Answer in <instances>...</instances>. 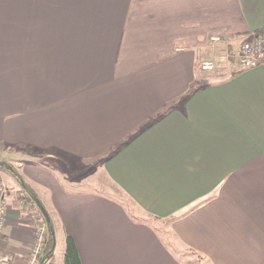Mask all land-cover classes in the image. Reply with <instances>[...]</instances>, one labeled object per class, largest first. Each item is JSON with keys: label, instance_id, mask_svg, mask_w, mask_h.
<instances>
[{"label": "crops", "instance_id": "1", "mask_svg": "<svg viewBox=\"0 0 264 264\" xmlns=\"http://www.w3.org/2000/svg\"><path fill=\"white\" fill-rule=\"evenodd\" d=\"M262 30L264 0H0V160L51 215V264L67 235L82 264H264V63L228 51ZM2 179L22 264L35 220Z\"/></svg>", "mask_w": 264, "mask_h": 264}, {"label": "built area", "instance_id": "2", "mask_svg": "<svg viewBox=\"0 0 264 264\" xmlns=\"http://www.w3.org/2000/svg\"><path fill=\"white\" fill-rule=\"evenodd\" d=\"M213 39H217L216 37ZM237 59V69L244 70L262 64L264 59V40L255 34L244 41L241 48L235 55ZM216 64L214 61H203L200 68L203 70H213ZM25 203V201H24ZM8 202L6 198L0 196V243L3 238L4 228L7 222ZM40 213V212H39ZM42 215V213H40ZM31 218L36 220L33 228V239L29 245L22 264H40L43 260V247L47 239V223L45 224L37 213L31 214ZM44 219V218H43ZM45 221V219H44ZM46 222V221H45ZM47 225V226H46ZM17 258L9 253H2L0 249V264H14Z\"/></svg>", "mask_w": 264, "mask_h": 264}, {"label": "rangeland", "instance_id": "3", "mask_svg": "<svg viewBox=\"0 0 264 264\" xmlns=\"http://www.w3.org/2000/svg\"><path fill=\"white\" fill-rule=\"evenodd\" d=\"M249 39V37L248 38H246L244 41H246V40H248ZM243 40L242 41H240V43L238 42V44H234V46L232 47L231 46V48L228 50L229 52L232 50V54H234V52H235V55L237 54V52L239 51V49L241 48V45H242V43L244 42ZM231 53V52H230ZM234 56V55H233ZM232 59H234V57H232ZM215 62V61H214ZM215 64H216V62H215ZM233 66L231 67V68H229V69H231V70H229L228 68H226V74H230V73H232L233 71H235L234 69L235 68H233ZM213 71V70H212ZM2 160V159H1ZM11 165H13V167L15 168V169H17L18 170V166H17V164L16 163H10ZM8 171V172H7ZM19 171V170H18ZM2 172L4 173V174H6V173H8V174H10V175H12L13 177H14V173L11 171V170H9V169H7V168H5V167H3V166H0V174H2ZM1 178H3V177H1ZM15 178V177H14ZM80 178V177H79ZM87 178V179H86ZM86 178H81L82 180H84V181H87L88 183H84V185H90V187L91 188H94V189H98V190H100V191H102V192H104V193H107V194H109L111 197H116V198H118V199H120V200H122L123 202H125L126 204H128V205H130V203L128 202V201H130L129 199H127V197L125 196V195H123L118 189H117V187L116 186H114V184L108 179V178H106L105 176H104V174H102V173H100V172H98V171H93L92 170V172L88 175V177H86ZM17 180V179H16ZM18 187H19V189H20V191L18 192L17 191V193L15 194L16 196H18L17 198H19V199H21V204L22 205H24V207L26 206V209L28 210V212L30 213V216H31V214H33V213H38L39 215H40V217L42 218V220H43V222L46 224L47 223V225H49L48 224V222H47V220H46V218H45V216H44V214L42 213V215L39 213L40 212V210H38L39 209V207L38 206H35V207H37V208H30V201H28V200H26L25 198H24V193H23V191H22V188H23V186L21 185V183L20 182H18ZM12 189V187H11V184L8 182V181H6V180H4V179H2V180H0V196L1 195H3L5 198H6V200H7V202H8V198H7V195H8V193H10V190ZM33 190V189H32ZM22 195V196H21ZM24 201H25V203H24ZM130 211H132L133 213H135V215H137V216H140L141 215V212H139L140 213V215H138L139 213H138V210L135 208V210L134 209H132V206L130 205ZM134 210V211H133ZM48 211V210H47ZM48 213H49V211H48ZM138 213V214H137ZM49 215H50V213H49ZM143 216V215H142ZM50 217H51V215H50ZM141 217V216H140ZM45 219V221H44V219ZM53 221V220H52ZM152 222H154L156 225H157V227H159L160 229H161V231L162 232H165L166 231V228H167V225H168V220L167 221H162V222H156V221H152ZM46 225V226H47ZM50 227V226H49ZM47 230H48V233H47V236H48V234H49V229H48V226H47ZM55 238H56V235H55ZM60 238V237H59ZM169 240V239H168ZM169 241H172V240H169ZM56 243V242H55ZM57 254H58V252L56 253V257H57V259H58V257H60V256H57ZM55 257V256H54ZM196 258L198 257L197 255L195 256ZM202 263L203 264H207L208 262L206 261V259H203V261H202Z\"/></svg>", "mask_w": 264, "mask_h": 264}, {"label": "trees", "instance_id": "4", "mask_svg": "<svg viewBox=\"0 0 264 264\" xmlns=\"http://www.w3.org/2000/svg\"><path fill=\"white\" fill-rule=\"evenodd\" d=\"M255 35L258 37H261L264 40V30L257 31L255 33ZM262 63H264V59H263ZM14 177L17 179L18 182L21 183V179L19 176L14 174ZM21 185H22V183H21ZM22 191L24 193V198L26 200L30 201L32 204L39 207V203L35 199H33V197H31L30 194L24 188H22ZM39 202H41V201H39ZM38 210H40V213L42 212L40 207ZM35 223H36V220H35ZM48 229H49V234L47 236V239H46V241L44 243V247H43V257H46L44 264H51L50 260L54 255L53 248L55 247V242H56L55 237H54L49 225H48ZM200 260L201 259L199 258V262H200ZM64 263L65 264H82L76 243L70 235H67V238H66Z\"/></svg>", "mask_w": 264, "mask_h": 264}, {"label": "water", "instance_id": "5", "mask_svg": "<svg viewBox=\"0 0 264 264\" xmlns=\"http://www.w3.org/2000/svg\"><path fill=\"white\" fill-rule=\"evenodd\" d=\"M0 166H3L5 168L11 170L15 175L20 177L23 188L30 194L31 197H33V199H35L39 203V207L42 210V213L44 214V216L46 217V220H47V222H48V224H49V226L51 228V231H52V233H53V235L55 237V227H54L53 221H52L47 209L44 207V205L41 202H39L40 199L38 198L36 193L32 190L31 186L22 177L20 172L17 169H15L13 167V165H11L9 162L0 160ZM54 248H53V251H54ZM45 259H46V257L43 258V260H42V262L40 264H44Z\"/></svg>", "mask_w": 264, "mask_h": 264}]
</instances>
